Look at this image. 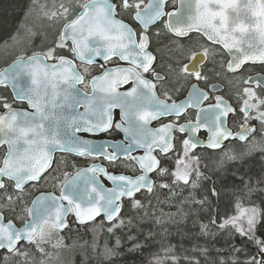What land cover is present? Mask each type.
<instances>
[{
    "label": "snow or ice",
    "instance_id": "snow-or-ice-1",
    "mask_svg": "<svg viewBox=\"0 0 264 264\" xmlns=\"http://www.w3.org/2000/svg\"><path fill=\"white\" fill-rule=\"evenodd\" d=\"M166 2L167 0H148L144 4L143 0H139L133 4L130 0H120L119 3L116 0H85L84 3L79 4L71 20L65 19L63 30L59 34V39L54 42V46L49 47L46 52H35L32 55L18 57L14 62L11 76L6 72H0V84H6L9 79L17 81L21 76L30 79V86L21 89L19 99L26 101L31 109V111H13L11 105L4 101L3 106L9 115H0V132L6 137L9 134L11 136L0 141V144L8 147V151L3 156L0 173L5 170V165L10 169L19 168L27 171L28 178L23 179L22 183L17 181L21 183V189L26 182H38L51 170L53 158L52 153L49 152L50 146L59 149L61 153L67 152L83 158V163L88 165L83 168H76L73 165L74 172L63 173L64 179L60 183L59 196L42 194L32 201L33 205H38L37 213L47 216L49 222L57 226L60 231L69 227V220L64 215L66 205L71 208L68 215L73 216L75 222L79 224L94 221L101 214L107 221L114 222L119 218L125 200L130 201L133 207H141V201L137 200L136 196L142 190L151 191L149 185L154 181H151L150 174H156L155 169L146 172L144 167H138L135 172L139 174L125 177L124 174H109L103 166L89 164L90 159L94 162L95 158L99 157L107 160L109 165L115 166L119 155L115 150L110 149H116L120 145L100 144L99 150L93 152L91 150L94 146L93 142L81 138L78 134L104 136L119 131L130 140H134L136 130L131 124L135 121L147 126L153 136L162 134L154 142L163 143L171 139L173 144L171 152H176L177 160L181 162L185 153L192 159L198 160L194 150L200 146V142L191 137L202 130L209 134L207 144L204 146L214 150L223 149L224 142L230 139L243 142L248 140L249 130L245 128L244 123L240 125L242 131L235 135L226 126V118L235 113V107L226 103L221 96L210 98L207 92L194 83L190 84V94L183 99H180L183 92L173 97L167 91H162L167 76L156 71V57L150 51L153 34L148 32L147 28L134 34L129 24L124 22V13H127L128 19L134 18L143 25L159 24L160 31L155 33L157 37L163 29L170 34L169 37L180 40L187 37L190 30L200 27L195 21L203 8L204 0H195L194 15L188 17L193 23L188 25L164 20L166 16L176 15L175 12L166 11ZM208 6L213 9L221 7L218 3H209ZM208 39L215 42L217 36L210 34ZM66 41H70V45ZM206 54V52L202 53L204 56ZM96 57H102L105 62H112L113 58H116L130 65L135 64L137 72H124L122 69L130 67H121L117 64L110 70L99 74L93 73L87 66L93 65ZM200 59L201 56L196 54L191 57L190 64H181L180 67L183 69L181 74L190 80L195 77L197 82L201 78L206 80L203 71L198 70ZM74 60H78L80 65L84 66L83 72L78 70L79 66ZM48 61L52 63H47ZM225 68L226 70L230 68V62ZM140 69L142 71H139ZM235 71L241 72L243 67ZM77 85H84L91 91L82 93L78 98L74 92ZM124 85L130 87L120 91L119 89ZM138 101H143L145 105L155 104V107L138 108ZM204 101H208L206 106H202ZM77 108H82L83 111H74ZM117 109L118 119L114 111ZM186 109H195L196 119L195 121L189 119L187 124L179 123L180 120L185 119ZM246 113V107L239 108L238 115H242L244 120H247ZM171 116L176 117V122L164 123L161 119ZM153 122L159 123L160 126L150 127ZM254 131L251 129V132ZM174 132L190 134V138H180L179 151L174 147ZM18 144H23L24 147L18 150ZM130 149L131 146L126 144L123 152L127 154ZM137 149L142 153L145 152L143 147ZM163 155L167 157L170 152L164 151ZM173 172L175 174L176 169ZM100 174L106 176L115 186L105 188V191L101 192L95 183V178ZM3 178L0 175V180ZM175 179L185 184L189 183V178L182 172L176 174ZM64 185H68L67 193ZM105 192L108 194L105 195ZM212 195H217L215 187L208 190V196L205 198ZM49 196L59 201L52 212H49L46 203ZM28 211L31 214V209ZM239 218L233 216L230 220L226 216L219 227L235 224ZM212 222L216 223V220ZM247 222L249 225L252 224V216L248 217ZM20 230L31 232L34 229L24 223ZM21 242H25L24 238L18 240L17 244ZM4 247L5 245L0 244V248Z\"/></svg>",
    "mask_w": 264,
    "mask_h": 264
},
{
    "label": "trees",
    "instance_id": "trees-1",
    "mask_svg": "<svg viewBox=\"0 0 264 264\" xmlns=\"http://www.w3.org/2000/svg\"><path fill=\"white\" fill-rule=\"evenodd\" d=\"M33 1L0 0V46L16 35ZM170 56H173L171 62L177 57L173 52ZM181 160L183 162L174 156L172 161L164 162L165 174L157 175L155 182L159 187L155 192L136 196V199H150L153 204L161 200L166 210L177 211L168 222L147 221L126 234L114 232L107 235L102 219L86 226H76L73 218H68L67 230L76 227L86 238V264H263L264 149L215 172L206 171L205 162L199 157L194 160L186 153ZM181 172L184 176L196 174L200 184L193 192L195 201L180 206L178 199L182 191L176 189L175 197L168 199L172 189L167 190L162 185L177 181L175 175ZM213 187L217 195L206 199L208 190ZM5 190L9 195L15 194L10 183H6L1 192ZM155 194L157 196L153 198ZM128 202L124 201L121 213ZM12 208L0 207L7 218L16 220L15 202ZM253 209L258 213L257 217L252 214ZM243 211L245 215H241ZM226 216L230 220L233 216L240 218L235 224L219 227ZM245 216H252L251 225ZM51 234L56 235L52 230ZM12 264L22 263L15 260Z\"/></svg>",
    "mask_w": 264,
    "mask_h": 264
},
{
    "label": "flooded vegetation",
    "instance_id": "flooded-vegetation-1",
    "mask_svg": "<svg viewBox=\"0 0 264 264\" xmlns=\"http://www.w3.org/2000/svg\"><path fill=\"white\" fill-rule=\"evenodd\" d=\"M117 3L120 0H116ZM131 3H137L139 0H130ZM148 0H143V3L146 4ZM194 3L195 0H167L166 2V11L168 12H180L182 11V15L179 21V24L188 25L189 24V16L194 15ZM209 3H218L221 5L218 9H213L209 7ZM189 5V7H188ZM191 5L193 7H191ZM249 7L251 10H248L250 19L248 21V17L245 20L247 22L248 27L256 28L259 30L260 27L264 28V0H204L203 8L199 13L198 19L195 21L196 24L200 25L199 28H212V27H221L222 22H227L229 24H233L235 27L240 25V20L242 15H232V11H241L244 7ZM143 7V4L141 5ZM193 11V12H192ZM125 23L129 24V27L132 29L133 33L139 32L142 28L141 24L138 23L134 18L128 19L127 13H124ZM134 16V13H133ZM164 20L167 21V16L164 17ZM223 20V21H221ZM193 23V21H192ZM148 32L152 33L151 36V47L150 51L155 55V67L156 71L160 72L161 75L167 76V79L163 82L162 91H167L173 97H177L178 93H182L180 99H183L185 96L190 94L191 88L190 84L194 83L198 88L207 92L210 98H214L215 96H221L226 103L230 106L235 107V113L230 114L226 118V126L233 132V134H237L241 131L240 125L244 123L245 128L249 130L248 140L247 142H240L237 139H230L224 142L223 149L212 150L207 148H197L195 149V155L202 154H215L219 153L225 149H228V146H233V148H240L247 143L258 144L259 142H264V64H252V63H243L240 60H237L236 57L242 54V50L237 51L234 54V49L232 48V43L239 44L243 41L245 35L237 34L234 29H231L225 32L223 37L217 38L215 42H212L208 39V35H203L198 31H190L187 37L179 39H175L173 37H169L170 34L166 33L161 29V34L157 37L155 33L160 31V26L157 24L156 26L150 25L147 28ZM258 30H254L253 38H256L258 34ZM260 32V30H259ZM245 33V32H244ZM60 34V31H59ZM56 37L55 42L59 39ZM138 40L136 36H134ZM69 44L68 42H66ZM70 45V44H69ZM54 46V44L52 45ZM48 49V48H47ZM42 53V51H40ZM173 52L174 60L171 62L170 59L173 56L170 54ZM203 52L207 54L202 55ZM200 55L201 59L199 61V69L203 71V76L207 77V79L201 78L199 82L195 80V77H192L190 80L188 77L182 75L183 69L180 67L181 64H190L191 57L194 55ZM32 55V54H27ZM22 55V56H27ZM71 58V57H68ZM18 59V57L14 58L10 62H8L4 67ZM230 68L226 70L225 65L229 64ZM48 63H52V61H48ZM79 67L78 70L83 72V67L79 62L74 60ZM121 67H130L128 69H122L124 72H137L135 64L130 65L129 63H123L116 58H113L112 62H105L100 64H93L87 66L93 73L99 74L105 70H110L113 67L117 66ZM245 64V65H244ZM3 67V68H4ZM243 67V71L236 72V69ZM1 68L0 70H2ZM139 71H142L140 69ZM196 75V73H193ZM249 81V82H248ZM159 83V82H158ZM130 87V85L121 86L120 91H125ZM78 88L84 92H90V88H85L84 85H78ZM230 98V99H229ZM7 101L8 104L11 105V109L18 110H28V107L25 103L14 101L10 91L7 87L0 88V113L6 111L3 104L4 101ZM239 101V103H238ZM208 101L202 102V106H206ZM246 107L247 109V120H244L242 115H238L240 107ZM138 108H154L155 104H147L145 105L143 101L137 102ZM80 110H83L80 108ZM115 116L119 118V110H114ZM164 123L176 122V117H163L161 118ZM195 121L196 119V110L195 109H186L185 110V119L180 120L179 123L187 124L188 120ZM132 128L136 130V135L138 138H142L145 140L157 139L162 134H156L153 136L149 133L147 126L138 124L133 121L131 124ZM160 124L157 122H153L150 127L156 128L159 127ZM251 129H254V132H251ZM84 139H89L91 141H109V142H117L122 141L124 136L122 132L114 131L104 136L99 135H87V134H78ZM187 133H173V141L174 147L177 151L180 149V138H187ZM196 138L200 141H205L207 138V133L205 131H201L196 134ZM152 155H154L158 162L159 168L156 171V174H151L150 179L154 181L158 174L161 171H165L162 164L164 162L172 161V158L176 155V152H171L173 144L171 142L170 155L164 156L163 151L167 150V145L165 142L163 143H154L152 142ZM161 148V149H160ZM254 150V151H253ZM263 150V148L254 146L250 154L259 153ZM253 151V152H252ZM5 146L0 147V164L2 162L3 156L5 154ZM155 152V153H154ZM154 153V154H153ZM143 153L141 150L135 151L130 154V158H119L116 162L115 166H111L108 164L107 160L102 158H95V161L89 160V164L94 163L98 166L105 167L106 171L110 173L116 174H124L126 177H130L133 175L139 174L135 172V169L138 168L136 164L133 163L132 158L134 156H141ZM186 154V153H185ZM198 157V156H197ZM75 165L76 168L87 167L88 165L83 163V158L73 156L70 154H55L53 157V162L51 165V170L48 171L47 175H45L42 179H40L36 183H31L26 185L22 191L17 192L18 197L15 202V218L6 217V213L4 210L0 212L3 216L4 222L12 221L16 227H21L25 221L27 220V209L32 202L33 198L39 193H47L53 192L55 194L59 193L60 183L64 179L63 173L65 171L72 173L75 171V168L72 166ZM54 171L55 174L61 173L59 180L54 179ZM100 180L106 187H110L109 183L100 177ZM7 182H4V187ZM9 183V182H8ZM153 183V185H154ZM55 184H57V190L54 191ZM41 185L49 186L52 189L45 192L42 189L37 191ZM4 187L2 189H4ZM48 187V188H49ZM13 188V186H12ZM37 191V192H36ZM141 193V192H140ZM139 193V194H140ZM71 216V215H69ZM68 216V218H69ZM77 226V225H76ZM43 228H48L52 230V226L43 223L39 234L41 233ZM53 231V230H52Z\"/></svg>",
    "mask_w": 264,
    "mask_h": 264
},
{
    "label": "rangeland",
    "instance_id": "rangeland-1",
    "mask_svg": "<svg viewBox=\"0 0 264 264\" xmlns=\"http://www.w3.org/2000/svg\"><path fill=\"white\" fill-rule=\"evenodd\" d=\"M84 2L85 0H34L16 35L0 46V69L16 57L40 51L46 52L48 49L43 44H47L53 38L54 31L55 36L58 37L65 19L70 20L79 4ZM254 146L264 149V142L258 144L247 143L239 149L228 146V149L213 155L199 153L197 156L205 162L206 171L215 172L231 162L248 157ZM229 157L233 158L229 159ZM164 174L165 171H161L159 175ZM54 175V179L57 181L61 173L55 174L54 171ZM185 177L189 178V183L187 184L177 180L166 185L167 190L172 189V192L167 195L168 199L175 197L176 189L182 191L181 197L178 199L180 202L178 205L180 206L183 203L195 201L193 192L200 184L196 174H188ZM48 187L41 185L38 190L42 189V191L47 192ZM158 187L159 184L155 182L152 191L155 192ZM56 189L57 184H55L54 191ZM14 193L9 195L6 190L0 192V207L2 209H13L12 205L17 201L19 194L15 191ZM156 196L157 194L153 198H156ZM137 200L141 201V207H133L131 202H128L125 205L126 209L120 214L118 219L103 226L105 231H107V235H111L114 232L126 234L131 229L139 228L140 224L147 221L162 220L166 223L177 214L175 210L171 212L166 210L167 207L164 206L161 200L154 204L151 203L150 199L144 200L140 198ZM0 212H2L1 209ZM242 213L246 214L244 211ZM252 214L257 217L258 213L253 209ZM246 218L248 219V217ZM75 230L76 227L71 226L69 230L66 228L63 232L53 235L51 230L43 228L31 244H20L11 253L1 252L0 264H12L15 260L21 261L22 264H86L88 260L86 238L81 234V231ZM262 263L264 264V261Z\"/></svg>",
    "mask_w": 264,
    "mask_h": 264
},
{
    "label": "water",
    "instance_id": "water-1",
    "mask_svg": "<svg viewBox=\"0 0 264 264\" xmlns=\"http://www.w3.org/2000/svg\"><path fill=\"white\" fill-rule=\"evenodd\" d=\"M248 10H251L249 7L247 8L246 6L244 7L243 10L239 11H232V15H242V18L240 20V25L238 27H235L233 24H229L227 22H222L221 23V27H212V28H194L190 31H198L200 33H202L203 35H215L217 36V38L223 37L225 35V32L234 29V31L239 34V35H245L243 38V41H241V43L239 44H234L232 43V48L234 49V54L239 51L242 50V54L236 57L237 60H240L243 63H252V64H259V63H263L264 64V28L260 27L259 30L256 28H252V27H248L247 22L250 19L249 15L251 13H249ZM182 11L180 12H176L175 16H171V17H167V21H170L174 24L179 23L180 18L182 15ZM246 17H248V21L246 22L245 20L247 19ZM223 21V20H221ZM138 23H140L139 21H137ZM192 23L191 20H189V24ZM141 24V23H140ZM142 28H148L150 25H143L141 24ZM63 30V27L61 29V31ZM254 30H258V34L256 36V38H253V33ZM245 32V33H244ZM61 33V32H60ZM255 34V33H254ZM70 44V41H66ZM17 60V59H16ZM14 60L13 62H11L10 64H8L6 67H4L2 70H0V72H6V74L8 76H11L12 74V69L14 68L15 64L14 62L16 61ZM77 62H79L78 60H76ZM103 59L102 57H96L94 60V65L95 64H100L103 63ZM123 63H128L126 61H121ZM48 63V62H47ZM80 63V62H79ZM30 86V79L27 76H21L19 80L17 81H13L11 79H9L7 81L6 84H0V88L1 87H7L8 90L10 91L14 101L16 102H22L25 103L27 105L26 101H21L19 99L20 96V92L21 89L27 88ZM76 96L78 98H80L82 96V91L78 88V85L76 86V89L74 90ZM28 107V105H27ZM82 109V108H81ZM13 111H19L22 112L23 110H18V109H12ZM28 110L31 111V109L28 107ZM74 111L76 112H82L83 110H80V108L75 109ZM0 115H4V116H8L9 113L8 111H4L3 113H0ZM242 131V130H241ZM240 131V132H241ZM206 132V131H205ZM187 133V138H190V134L188 132ZM207 133V132H206ZM63 135V132H62ZM208 133H207V137H208ZM11 136V134H9L8 137L5 136V134L3 132H0V141H3L7 138H9ZM124 138L122 141H117V142H109V141H91L93 142V148L91 149L93 152L98 151V145L100 144H108L111 145L113 143L120 145V147L116 148V149H110V150H115L118 155L119 158H126L129 159L130 158V154L134 153L135 151H138L139 149H137L138 147H143L145 148V152L141 155V156H134L132 158V161L134 164L137 165V167H144L146 172H151L153 169H155L157 171V169L159 168V162L157 160V158L152 155V142H154V140L156 139H151V140H145L142 138H138L137 136H135L134 140H130L129 137H127L126 135H124ZM82 138V137H81ZM194 140H198L196 138V136L191 137ZM84 139V138H83ZM136 141H139V143H137ZM171 139H168L167 141H165L166 145H167V150L165 151H170L171 149ZM200 146H198L197 148H207V149H211L208 148L204 145L207 144V138L205 141H200ZM243 142V141H240ZM154 143H158V142H154ZM129 144L131 146V149L129 150V152L127 154H125L123 152V147ZM160 144V143H158ZM1 146H5V150L6 152L8 151V147L5 144H0ZM23 144H18L17 148L19 150V148H23ZM161 149V148H160ZM214 150V149H212ZM218 150V149H216ZM5 152V153H6ZM49 152L52 153V158L54 157L55 154H60L61 151L59 149H56L54 146H50L49 147ZM164 152V151H163ZM61 154H68L67 152L61 153ZM73 155V154H70ZM75 156V155H73ZM3 163V159L2 162L0 164V166H2ZM98 166V165H97ZM0 175H2L4 178L2 180H0V190L3 188L4 186V182H9L13 185V190L15 192H20L22 191V189L31 183H36V182H26L25 185L22 187L21 189V183L23 181V179H27L29 176V173L27 171H22L19 168H9L8 165H5V170L0 173ZM151 175V174H150ZM11 177V179L9 178ZM100 177L102 179H104L105 181H107L110 185V187H114L115 185L113 184V182L108 181L106 176H104L103 174H100L99 176H97L95 179V183H96V187L100 189L101 192L105 191V188H110V187H106L102 181L100 180ZM126 177V176H125ZM17 181H20L21 183H17ZM152 181V180H151ZM152 185L153 183H150V187L152 189ZM65 187V191L67 193L68 191V185H64ZM142 191H147L142 190ZM42 194H53L56 196H59L58 194L52 193V192H47V193H39L37 194L33 200L38 199ZM72 194V193H70ZM108 193L105 192V195H107ZM79 199L80 197H74ZM32 200V201H33ZM47 206H48V210L49 212H52L55 208L56 205L59 203L58 200H54L51 198V196H49L48 200L46 201ZM38 205H33L32 202L30 203L28 209H27V220L25 221V223L28 225L29 228L34 229L31 232H23L20 230V228L22 227H16L15 224L12 221H8V222H4L3 220V216H2V221H0V244L5 245L4 248H0V251H4L6 253H11L12 251H14L20 244H31L38 236L39 234V230L42 226L43 223H47L49 225L52 226L53 230L56 231L57 233H61L64 230L60 231L58 229L57 226H55L53 223L49 222L48 217L45 215H39L36 211ZM29 209H31V214L29 213ZM71 211V208L69 206H65L64 208V215L67 216L68 218V213ZM74 223L77 226H86L88 224H91L93 222H95L96 220H98L99 218H102L104 223H111L109 221H107V219L105 218V216L103 214H101V216L97 217L94 221H90L87 222L85 224H79L75 222L74 217L72 216ZM21 238H24L25 242H21L19 244H17V241L20 240ZM262 257L264 258V245L262 246Z\"/></svg>",
    "mask_w": 264,
    "mask_h": 264
},
{
    "label": "bare ground",
    "instance_id": "bare-ground-1",
    "mask_svg": "<svg viewBox=\"0 0 264 264\" xmlns=\"http://www.w3.org/2000/svg\"><path fill=\"white\" fill-rule=\"evenodd\" d=\"M75 12H76V11H75ZM75 12H74V13H75ZM63 26H64V24H63ZM63 26H62V27H63ZM62 27H61V29H62ZM53 29H54V28H53ZM61 29H60V32H61ZM54 30H55V29H54ZM54 36H55V31H54ZM54 36H53V38H52V39H51L46 45L43 44V45H45L46 49L49 48V47H51V46L54 44V42H55V40H56V36H55V37H54ZM41 44H42V42H41ZM1 252H4V251H0V253H1ZM5 253H6V252H5Z\"/></svg>",
    "mask_w": 264,
    "mask_h": 264
}]
</instances>
